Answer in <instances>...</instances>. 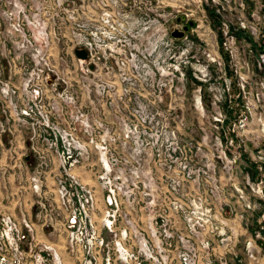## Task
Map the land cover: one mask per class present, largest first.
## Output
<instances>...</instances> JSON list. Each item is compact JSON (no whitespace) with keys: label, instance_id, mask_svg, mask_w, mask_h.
<instances>
[{"label":"rangeland","instance_id":"374dc122","mask_svg":"<svg viewBox=\"0 0 264 264\" xmlns=\"http://www.w3.org/2000/svg\"><path fill=\"white\" fill-rule=\"evenodd\" d=\"M0 264H264V0H0Z\"/></svg>","mask_w":264,"mask_h":264},{"label":"built area","instance_id":"2783aa9c","mask_svg":"<svg viewBox=\"0 0 264 264\" xmlns=\"http://www.w3.org/2000/svg\"><path fill=\"white\" fill-rule=\"evenodd\" d=\"M89 47H91V43L88 44ZM80 50H83L86 54V57L87 58V52H86V49L85 48H80ZM84 58V59H85ZM42 94H43V91L40 89V88H32L31 90V97H32V100H37V101H41L42 100ZM26 112V111H25ZM73 218H71L72 220ZM73 222V221H72Z\"/></svg>","mask_w":264,"mask_h":264},{"label":"water","instance_id":"95a60500","mask_svg":"<svg viewBox=\"0 0 264 264\" xmlns=\"http://www.w3.org/2000/svg\"><path fill=\"white\" fill-rule=\"evenodd\" d=\"M187 28H188L187 26H184V30H186ZM175 33L176 32H172V36H175ZM181 34H182V32L180 31L178 33V35H181ZM75 54H76L77 57L82 58V59H84L86 57L85 52L83 50H80V49H76L75 50Z\"/></svg>","mask_w":264,"mask_h":264},{"label":"flooded vegetation","instance_id":"af4514ba","mask_svg":"<svg viewBox=\"0 0 264 264\" xmlns=\"http://www.w3.org/2000/svg\"><path fill=\"white\" fill-rule=\"evenodd\" d=\"M182 33H183V31H182Z\"/></svg>","mask_w":264,"mask_h":264}]
</instances>
